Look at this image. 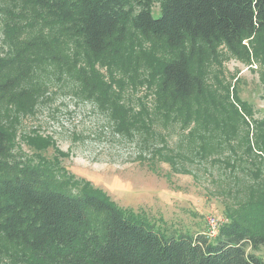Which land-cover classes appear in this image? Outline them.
Wrapping results in <instances>:
<instances>
[{"label": "trees", "instance_id": "trees-1", "mask_svg": "<svg viewBox=\"0 0 264 264\" xmlns=\"http://www.w3.org/2000/svg\"><path fill=\"white\" fill-rule=\"evenodd\" d=\"M0 12V116L8 117L0 118V264H264V118L251 124L250 108L222 95L209 74L220 48L248 63L249 47L264 44V0H4ZM133 40L161 56L134 51ZM54 81L96 103L117 133L147 141L156 121L179 123L177 146L191 161L221 156L212 162L228 172L232 202L222 204L216 235L161 229L89 181L11 161L5 124L31 112ZM261 81L264 93V71ZM147 84L152 108L140 102L134 111L121 93ZM156 152L172 167L182 156Z\"/></svg>", "mask_w": 264, "mask_h": 264}, {"label": "rangeland", "instance_id": "rangeland-1", "mask_svg": "<svg viewBox=\"0 0 264 264\" xmlns=\"http://www.w3.org/2000/svg\"><path fill=\"white\" fill-rule=\"evenodd\" d=\"M3 2L0 0V8ZM151 9L157 16L159 4L155 2ZM2 19L6 17L0 12V50L5 53ZM132 46L134 51L141 46L155 59L161 56L162 49L147 41L140 44L133 40ZM258 47V50L249 47L251 60L248 63L220 48L219 64L209 65V74H216L222 95H226L227 89L231 102L239 101L250 108L251 124H254L252 121L262 122L264 118L261 81L264 44ZM98 69L108 80L107 69ZM211 82L214 83V79L211 78ZM67 91V86L54 81L31 112L19 115L10 126L5 124L13 130L10 133L13 138L11 161L27 159L32 164L41 163L51 169L58 180L89 181L119 207L138 213L147 222L167 231L207 233L208 219H222V204L232 200L222 186L228 183L221 174L228 172L212 162V158L221 159V156L212 155L204 160L195 157L191 161L190 154L177 146L186 133H181L179 123L164 127L156 121L153 129L158 135L147 141L138 132L117 133L96 103ZM152 92L147 84L136 90L126 87L121 95L134 111L141 109L140 102L149 110L154 103ZM0 118L8 119L3 114ZM157 150L163 151L166 157L176 156L182 150L183 157L176 156L178 162L172 167ZM228 182L233 186V181Z\"/></svg>", "mask_w": 264, "mask_h": 264}, {"label": "built area", "instance_id": "built-area-1", "mask_svg": "<svg viewBox=\"0 0 264 264\" xmlns=\"http://www.w3.org/2000/svg\"><path fill=\"white\" fill-rule=\"evenodd\" d=\"M207 235L208 236H215L217 233V227L219 225V220H217L216 218H212L211 220L208 219L207 223Z\"/></svg>", "mask_w": 264, "mask_h": 264}]
</instances>
